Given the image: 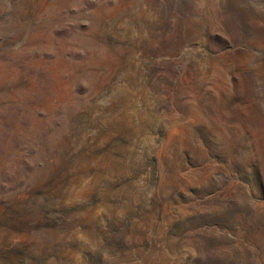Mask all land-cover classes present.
Masks as SVG:
<instances>
[{
  "label": "rangeland",
  "instance_id": "1",
  "mask_svg": "<svg viewBox=\"0 0 264 264\" xmlns=\"http://www.w3.org/2000/svg\"><path fill=\"white\" fill-rule=\"evenodd\" d=\"M0 264H264V0H0Z\"/></svg>",
  "mask_w": 264,
  "mask_h": 264
}]
</instances>
